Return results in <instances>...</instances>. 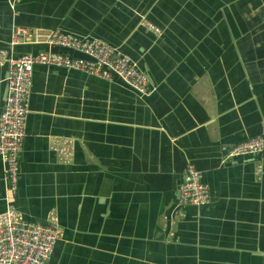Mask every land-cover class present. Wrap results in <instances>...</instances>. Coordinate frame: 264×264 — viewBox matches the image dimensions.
<instances>
[{
    "label": "crops",
    "instance_id": "0c3cea01",
    "mask_svg": "<svg viewBox=\"0 0 264 264\" xmlns=\"http://www.w3.org/2000/svg\"><path fill=\"white\" fill-rule=\"evenodd\" d=\"M16 26L28 38L11 42ZM54 28L118 46L153 89L33 64L17 192L8 202L0 158V211L55 213L48 264H264V150L223 158L264 135V0H0V108L9 57L46 48ZM188 162L210 200L177 207Z\"/></svg>",
    "mask_w": 264,
    "mask_h": 264
},
{
    "label": "built area",
    "instance_id": "2783aa9c",
    "mask_svg": "<svg viewBox=\"0 0 264 264\" xmlns=\"http://www.w3.org/2000/svg\"><path fill=\"white\" fill-rule=\"evenodd\" d=\"M147 26L153 30L158 29L152 24ZM29 33L26 27L16 26L13 28L11 42L22 36L28 38ZM33 39L38 40L36 34ZM42 41L46 43V48L22 52L8 59L7 90L0 108V158L3 162L5 195L8 202L17 192L33 64L63 66L107 80L116 78L142 95H148L153 89L133 58L118 46L100 38L54 28L43 34ZM53 44L78 53L73 55L54 50L49 47ZM263 150L264 135L253 134L228 146L223 158L258 155ZM67 153L68 150L64 155ZM259 169L260 165H257V170ZM209 200V186L202 180L200 170L192 163H186L178 184L177 207L200 206ZM61 233L54 212H50L42 220L27 219L8 203L0 211V264H48L53 244Z\"/></svg>",
    "mask_w": 264,
    "mask_h": 264
},
{
    "label": "water",
    "instance_id": "95a60500",
    "mask_svg": "<svg viewBox=\"0 0 264 264\" xmlns=\"http://www.w3.org/2000/svg\"><path fill=\"white\" fill-rule=\"evenodd\" d=\"M256 134H261V133H257V132H255ZM254 133V134H255ZM249 135H253V134H246V136H244L243 138H245V137H247V136H249Z\"/></svg>",
    "mask_w": 264,
    "mask_h": 264
}]
</instances>
